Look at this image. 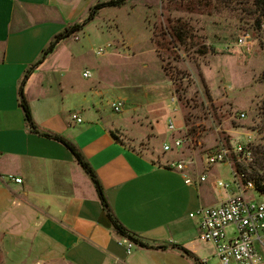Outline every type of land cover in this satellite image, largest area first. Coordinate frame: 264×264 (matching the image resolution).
I'll use <instances>...</instances> for the list:
<instances>
[{"label": "crops", "instance_id": "1", "mask_svg": "<svg viewBox=\"0 0 264 264\" xmlns=\"http://www.w3.org/2000/svg\"><path fill=\"white\" fill-rule=\"evenodd\" d=\"M99 1L0 0V252L32 255V264H145L146 257L157 264L170 250L185 254L174 248L180 246L202 264H212L198 256V220L190 215L223 203L235 191H216L209 176L200 187L188 186L168 168L171 159L154 162L113 138L112 132L132 131V124L107 115L102 101L116 92L109 82L115 74L113 54L105 64H90L92 70L86 68L83 78L95 73L94 81L79 85L63 70L84 56L71 48L61 50L62 42L32 76L43 69L48 77L41 88L33 92L31 77L26 97L42 133L62 136L81 150L120 222L144 243L165 249L135 244L129 254L128 240L112 229L94 184L71 152L26 124L19 102L25 73L57 34ZM48 68L62 71L58 75ZM87 71L90 76L84 77ZM73 114L83 123L72 122ZM190 170L194 177L206 174L196 166ZM11 175L23 183L13 182Z\"/></svg>", "mask_w": 264, "mask_h": 264}, {"label": "rangeland", "instance_id": "2", "mask_svg": "<svg viewBox=\"0 0 264 264\" xmlns=\"http://www.w3.org/2000/svg\"><path fill=\"white\" fill-rule=\"evenodd\" d=\"M253 1L130 0L122 8H106L83 31L63 41L66 44L61 50L73 49L84 56L63 71L69 70L75 83L89 84L96 76L93 73L91 79H84L86 68L111 61L113 54L115 74L109 75V82L113 81L112 90L116 92L102 101L107 115L132 124V131L116 132L120 141L154 162L162 158L192 162L222 193L225 190L216 181L233 185V168L224 163L208 169L207 155L220 144L247 141V131L255 126L264 95V27ZM87 16L88 12L82 14L78 21ZM241 37L248 40L249 47L237 44ZM108 44L112 47L107 53L97 56V51ZM47 71L60 75L62 69ZM188 75H194L195 80L186 81ZM47 77L43 69L32 77L29 84L33 92ZM120 98L125 99L126 106L115 113L111 105ZM170 121L180 128L189 124L197 129L191 135L193 146L186 142L182 152L164 153L165 141L172 142ZM184 136V132L178 135ZM249 197L264 202V196L256 190L250 191ZM196 246L199 258H210L217 264L212 243L198 237ZM15 260L32 264V255L5 249L0 252V264H13ZM158 260L157 264H198L176 250ZM145 264L155 263L146 257Z\"/></svg>", "mask_w": 264, "mask_h": 264}, {"label": "built area", "instance_id": "3", "mask_svg": "<svg viewBox=\"0 0 264 264\" xmlns=\"http://www.w3.org/2000/svg\"><path fill=\"white\" fill-rule=\"evenodd\" d=\"M237 44L241 47L250 46L245 37H241ZM111 47L112 45L108 44L100 48L97 56L105 55L107 49ZM89 76L90 72L87 71L84 77ZM185 80L194 81L195 77L188 75ZM173 101L177 102V98L173 97ZM111 106L115 113H121L126 106V101L118 100ZM242 117L244 118V115ZM71 120L77 124L83 123V119L76 114L71 116ZM186 127L180 128L175 122H169L168 130L174 135V139L172 142L164 143V153L182 152L186 142L190 146L194 145L193 138ZM182 132L185 133V138L178 137ZM246 137L245 143L220 144L209 152L206 158L208 169L224 163L232 166L233 185L222 180H219L217 184L227 192L232 190L235 192L229 195L223 203L202 206L190 215L191 218L198 220L200 240L214 245L218 264H264V202H258L249 197L250 191L255 190V185L252 181H245L246 175L237 171V163L234 161L237 157L239 163H253V150L259 143V134L255 131H247ZM190 167H194L192 162L177 160L168 163V168L181 174L188 186L200 187L208 182L207 174H198L194 177L190 173ZM9 179L17 184L23 183L22 179L12 175ZM230 229H232L231 232ZM134 246L133 242L128 241L129 254Z\"/></svg>", "mask_w": 264, "mask_h": 264}, {"label": "trees", "instance_id": "4", "mask_svg": "<svg viewBox=\"0 0 264 264\" xmlns=\"http://www.w3.org/2000/svg\"><path fill=\"white\" fill-rule=\"evenodd\" d=\"M130 0H101L96 5H94L87 16V19L84 21H79L74 24H69L66 28L57 34L49 45L44 49L40 58L27 70L25 76L21 82L20 90H19V102L20 108L22 109L25 117L26 124L31 132L38 133L46 138H50L62 143L74 156L76 162L80 165V167L84 170V172L90 177L92 183L94 184L96 191L98 193L99 199L102 203L104 211L106 213V217L110 222L112 229L122 238L127 239L130 242H133L137 246L145 249H155L161 250L165 249L164 246H153L148 243H144L141 241L137 235L129 231L117 218L116 214L114 213L104 187L98 178L95 170L92 168L91 164L88 162L84 154L81 150L72 142L67 140L66 138L53 134V133H42L38 126L36 125L33 117V112L31 105L26 97V85L30 78L38 71L47 61L48 57L54 54L59 47V45L69 39L72 36H75L79 32L83 31L84 28L101 12L106 8H122L124 7ZM253 5L255 7L256 13L259 15L260 18V25L264 27V0H254ZM262 81L264 83V72L262 75ZM219 124V123H218ZM187 128H189V135H193L197 133L196 128H192L191 125L186 124ZM237 127V126H236ZM250 131H255L261 137L262 142L258 143L254 150V161L251 164L239 163L238 158L235 157L234 161L237 163V171L240 174H245L246 179L245 181H252L255 185V190L262 196H264V95L263 99L261 100V105L259 107V112L257 114V121L255 126L249 129ZM113 138L120 142L119 137L116 133L112 132ZM159 160V159H158ZM157 160V161H158ZM174 248L183 251L187 256L195 259L199 264H202L199 259H197L191 252L186 251L180 246H174Z\"/></svg>", "mask_w": 264, "mask_h": 264}]
</instances>
